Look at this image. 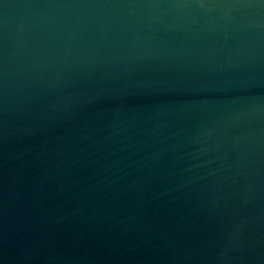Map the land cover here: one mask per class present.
I'll return each mask as SVG.
<instances>
[{
    "label": "water",
    "instance_id": "obj_1",
    "mask_svg": "<svg viewBox=\"0 0 264 264\" xmlns=\"http://www.w3.org/2000/svg\"><path fill=\"white\" fill-rule=\"evenodd\" d=\"M0 264H264V0H0Z\"/></svg>",
    "mask_w": 264,
    "mask_h": 264
}]
</instances>
